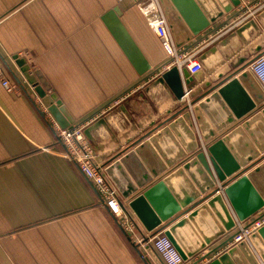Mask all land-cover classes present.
Listing matches in <instances>:
<instances>
[{
  "label": "crops",
  "instance_id": "1",
  "mask_svg": "<svg viewBox=\"0 0 264 264\" xmlns=\"http://www.w3.org/2000/svg\"><path fill=\"white\" fill-rule=\"evenodd\" d=\"M150 1L0 0V63L8 77L17 83V92H9L0 80V264H164L153 249L152 236L164 234L165 230H156L166 222L161 220L155 228L148 229L131 207V199L124 198L119 191L138 221L134 234L126 232L77 163L65 156L66 148L59 135L63 127L45 108V95L56 93L74 124L104 118L120 105L123 111L113 117L119 130L121 126L128 128L130 119L142 127L156 120L155 125L146 129L153 133L149 132L141 141L150 145L144 148L141 157L129 162L139 178L149 175L150 170L158 172V179L172 175L198 153L201 142L207 149L218 145L215 156L221 166L225 157L237 162L248 160L247 164L257 162L248 172L264 165V160H259L264 154L262 106L256 105L242 83L230 88L227 101H221L223 105L212 101L205 110L191 105L190 121L180 114L172 120V123L179 121L180 126L172 127L167 122L159 127L176 112L169 107L175 95L161 78L175 65L167 57L159 58L155 65L151 63L150 54L157 55V51L139 22L142 16L138 11L129 14L139 8L150 23L151 14L143 11ZM192 2L207 16L201 2ZM160 5L168 22L177 27L180 45L172 30L177 48L195 51L199 60L205 48L230 30L226 31L228 24L238 13L245 16L244 20L252 16L260 24L256 18L264 8V0L243 1L239 8L190 41L184 40L190 28L185 17L195 25L197 21L190 12L187 15L182 12L185 1L164 0V5L161 2ZM164 6L170 10L168 16ZM127 15L129 24L124 21ZM120 25L131 41L127 47L141 56L134 57L123 48L112 30L115 26L120 31ZM201 38L205 39L198 43ZM182 76L181 71V79ZM42 80L48 81L50 90L44 88ZM234 109L241 118L229 125L227 118L235 115ZM244 123H249L248 128L243 127ZM167 127L168 133L156 143L151 141L159 128L163 131ZM114 132L113 125L105 121L95 130V137L107 147ZM224 135L230 136L231 141L219 145ZM208 152L213 154L209 149ZM100 156L104 161L107 159ZM212 173L215 178L213 169ZM170 177L169 189L175 199L185 202L184 211L205 196L206 193H201L194 198L211 181L207 172L201 176L196 170L193 174L176 172ZM254 186L264 194V169L257 174ZM221 194L234 219L239 218L228 196ZM155 199L165 213L174 206L161 190L156 191ZM195 209L172 224L179 225L175 236L187 255L182 264H199L206 256L203 262L208 264L235 246L233 231L221 233L220 222L215 225L207 211L191 220L189 215ZM158 219L149 215L147 222L152 225ZM263 238L258 236L264 245ZM246 244L255 254L253 260L246 262L245 254L239 251L230 255L227 262L264 264L254 242L250 239Z\"/></svg>",
  "mask_w": 264,
  "mask_h": 264
},
{
  "label": "water",
  "instance_id": "2",
  "mask_svg": "<svg viewBox=\"0 0 264 264\" xmlns=\"http://www.w3.org/2000/svg\"><path fill=\"white\" fill-rule=\"evenodd\" d=\"M159 1L164 5V0ZM184 1L186 6L185 9H182V12L185 15L190 12L192 18L197 21V24L195 25L192 19L185 17L190 28H187L184 40L190 41L197 37L202 30L211 27L216 21H218V19L229 15L236 8H239L243 1L247 0H198L202 3L207 16H204L203 12L192 2V0ZM214 6L217 7L216 10H214ZM164 10L168 16L170 10H168L166 6H164ZM137 11L142 16V20H139V22L157 51V55H155L154 52L150 54L151 63L155 65L159 58L167 57V52L164 47L166 39L158 37L153 31V27L150 25L148 19L141 13L139 8L132 10L129 14L132 13L135 15ZM238 15L239 13L232 19H235ZM256 19L260 22L262 27L254 18H252V16H249L244 22H241L234 28L230 29L227 33L205 48L199 57V60L202 63V68L195 74H191L186 68L179 70L176 66L162 74L161 78L169 84V87L175 95V99L169 107H171V111L176 109V112H172V115L166 122L160 123V128H162L161 126L165 125L167 122L170 123L172 127L179 125V121L172 123V120L180 114H183V117L190 121L191 113L189 109L191 105L192 107L197 105L203 110H205L207 105L212 101L223 105L221 103L222 99L227 101V94L230 88L238 86V83H242L246 87L257 106H262L260 109L261 115H264V89L250 70V65L262 53H264V8L257 13ZM124 21L129 24V15L124 18ZM169 24L172 26L171 30H173L174 37L178 40L177 45H180L175 23L169 21ZM123 29L122 25H120V31L116 29L115 26L112 28L114 34L117 36L119 42L127 53L130 55L132 54L134 57L141 56L139 52L135 54L134 51H130V48L127 47V44L131 41L124 33ZM132 30L134 31V29ZM210 33L207 34L206 38ZM204 39L205 38H201L197 42L199 43ZM15 58L18 57L16 56ZM149 69L150 65L147 71ZM181 71L183 73L182 79L180 77ZM29 79L32 81L35 80V78ZM42 82L45 85V89H51L47 80H42ZM187 96L191 98L190 102ZM169 103L170 100L166 102V105ZM43 104L47 111L63 128L73 127L75 125V120L64 107L61 99L56 93H53L50 97H46V95L45 97L43 96ZM158 110L162 109L158 107ZM120 111H123L122 105L114 107V109H112V111L104 118L101 116L102 118L100 117V119L93 121L86 128L85 133L96 146L100 152L99 154L102 155V157L107 158L105 163L107 174L123 197L131 199V207L137 212L143 222L147 225L148 229L151 230L155 228V225L160 224L161 220L165 221L166 223L160 225L156 232L165 230L164 234L170 238L184 259H187V255L175 236L176 228L179 225L172 224L190 210L197 208L189 215V218L193 221H195L194 219L197 215L207 211L215 225H217L218 221L220 222V232L227 233L234 230L236 220L231 214L221 192H224L228 196L231 205L240 219H245L264 208V194L260 193L254 186L255 178L257 174L264 169V165L248 172V170L253 168L257 162L252 161L247 164L248 160H240V162H237L235 158L232 159L230 157H225L224 165L221 166L215 156V148L218 145H210L208 149L213 154H210L209 156L217 172L220 183H218L213 176L206 153L200 149L196 155L188 159L183 167L179 168L176 172L177 174H183V172L193 174L196 170L201 176L207 172L211 177V181L210 184L202 187L194 198H198L201 193H206L205 196L199 200L197 199L191 207H186L185 211L182 210L186 206L185 202L183 200L178 201V199H175L173 196L174 194L169 189L171 188V185H169V182H171L170 176L176 172L164 179H158V172L150 170L149 175L145 174L142 178H139L136 174L137 171L129 167L130 160L137 158L136 156L141 157L144 148L150 145V142L141 143V141L150 135L151 132L153 133V131H149V133L146 129L155 125L156 120H152L148 125L142 127V125L139 126L130 119L128 122V128L121 126L119 130L118 127L113 124V122H115V120L113 121V117ZM234 111H236L234 112L235 115L232 117L228 116L227 118L229 125L234 124V122L241 118L240 113H238L236 109H234ZM104 120L110 122L115 131L114 135L111 136L112 141L107 147H103L95 137V130L103 126L105 123ZM248 124L249 123H244L243 127L248 128ZM226 126V124L223 125L224 128ZM140 127H142V129ZM160 128L158 129L159 133L157 132V135L154 134L155 137L152 138L151 141L156 143L159 137L168 133V127L164 128L163 131H161ZM222 128H220L219 133H222ZM230 141L231 137L224 135L220 140L219 145L222 143L225 144V142L230 143ZM135 146L137 147L127 154V152ZM259 158V160H264V154ZM168 162L169 164L171 163L170 161ZM245 164L247 165L244 167L241 166ZM126 167L130 169V172H128ZM158 190L164 192L165 197L174 202L172 209L168 210L166 213L161 210L155 199V194ZM155 213H157L158 216H155ZM149 215H152L155 218L158 217V221L149 225L147 222V217ZM169 226H171L170 229L168 228ZM260 235L264 237V226L251 236L252 242H254L259 253L264 258V245L258 240V236ZM230 240L231 238L227 239V241ZM239 251H242L245 254L246 262L253 260L255 257V254L251 252L246 242H240L235 246H232L228 252L221 254L216 258L217 260L208 264H220L221 261L225 262V264H229L227 262L229 256L236 255ZM204 258L199 264H206L203 262Z\"/></svg>",
  "mask_w": 264,
  "mask_h": 264
},
{
  "label": "built area",
  "instance_id": "3",
  "mask_svg": "<svg viewBox=\"0 0 264 264\" xmlns=\"http://www.w3.org/2000/svg\"><path fill=\"white\" fill-rule=\"evenodd\" d=\"M125 1V0H119ZM155 5L150 12V22L155 33L162 39H166L164 43L167 52V61L172 66H177L180 70L187 68L191 74H195L202 68L201 63L196 57L195 51L179 50L174 41L173 33L166 15L162 11L160 2L158 0H151L148 5ZM242 10H240V13ZM245 16L240 15L228 24V28L232 29L241 22H244ZM244 20V21H243ZM250 70L264 89V53H262L251 65ZM0 80L2 85L9 92H17V83L13 82L5 72V69L0 63ZM188 100L191 98L187 96ZM189 100V102H190ZM92 119L75 124L73 127L60 128V137L64 142L66 152L65 156L73 159L79 166L82 173L93 182L100 198L106 205L110 213L122 224L126 232L134 234L138 228V221L134 214L126 206L120 195L119 189L111 180L106 171V160L99 161L100 154L95 150L93 145L87 138L85 133L86 128L93 122ZM201 149L206 153L211 170L216 173V179L219 180L217 172L210 159V154L204 142H201ZM101 157V156H100ZM214 176V175H213ZM236 225L233 230L232 245L240 242L248 243L253 233L257 232L264 226V209L245 219H235ZM152 246L161 256L164 264H182L184 258L170 240L168 236L163 233H157L152 236Z\"/></svg>",
  "mask_w": 264,
  "mask_h": 264
},
{
  "label": "bare ground",
  "instance_id": "4",
  "mask_svg": "<svg viewBox=\"0 0 264 264\" xmlns=\"http://www.w3.org/2000/svg\"><path fill=\"white\" fill-rule=\"evenodd\" d=\"M154 7H155L154 4H153V5H148V6L144 9L145 13H146L147 15H149L150 12L154 9ZM148 18H149V17H148ZM152 21H153V20H152ZM152 21H150V22H152Z\"/></svg>",
  "mask_w": 264,
  "mask_h": 264
},
{
  "label": "rangeland",
  "instance_id": "5",
  "mask_svg": "<svg viewBox=\"0 0 264 264\" xmlns=\"http://www.w3.org/2000/svg\"><path fill=\"white\" fill-rule=\"evenodd\" d=\"M159 1V0H158ZM160 2V1H159ZM94 119V118H93ZM99 161H103V159L99 156Z\"/></svg>",
  "mask_w": 264,
  "mask_h": 264
}]
</instances>
